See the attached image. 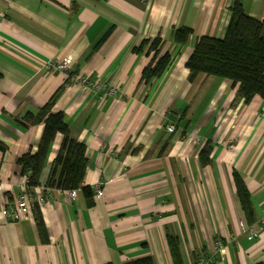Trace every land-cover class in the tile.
Segmentation results:
<instances>
[{
	"label": "crops",
	"instance_id": "0c3cea01",
	"mask_svg": "<svg viewBox=\"0 0 264 264\" xmlns=\"http://www.w3.org/2000/svg\"><path fill=\"white\" fill-rule=\"evenodd\" d=\"M0 0V264H131L152 256L174 264L168 235L180 240L185 264L213 256L212 264H264V98L246 103L239 83L200 73L186 63L203 35L223 37L238 0ZM264 19V0H239ZM190 26L178 47L174 29ZM110 36L90 56L108 28ZM160 35L173 60L149 82L151 60L134 51ZM69 58V72L50 70ZM75 73L99 85L73 81ZM65 84L53 111H63L70 135L86 147L83 185L102 188L93 204L81 190L47 186L63 135L58 133L30 193V210L16 220L3 213L26 185L18 159L35 152L44 122L24 127ZM169 128H173L170 131ZM210 152L205 162L200 155ZM238 172L252 198L249 219L234 179ZM38 202L47 240L32 204ZM257 225L249 237L240 222ZM225 252H217L216 241Z\"/></svg>",
	"mask_w": 264,
	"mask_h": 264
},
{
	"label": "trees",
	"instance_id": "16d2710c",
	"mask_svg": "<svg viewBox=\"0 0 264 264\" xmlns=\"http://www.w3.org/2000/svg\"><path fill=\"white\" fill-rule=\"evenodd\" d=\"M71 7L73 10L78 8L76 0L71 1ZM230 11L231 20L225 35L223 37L201 36L186 66L189 69L191 80H194L198 74L205 73L228 78L232 80L234 85L239 83L238 95L244 98L246 103H249L256 95L264 98V19L261 20L249 15L239 0L232 5ZM112 29L113 27L108 28L97 39L87 56L88 58L110 36ZM173 33L175 43L181 47L188 43L193 34V29L190 26H180L174 29ZM163 43L164 39L158 35L152 40H143L139 46L134 47V51L140 52L149 44L147 55L151 54V60L143 69L142 81L149 82L152 78L161 77L177 53L172 55L170 52H165L159 56ZM1 77L2 74L0 73V80ZM64 88L65 84L58 87L49 100L36 112L29 111L20 117V122L24 127L44 122V130L37 150L22 155L18 159V163L22 174L28 177L27 192L30 195L33 188L40 185V175L50 147L56 135L61 133L63 140L53 161L47 186L61 190L79 189L86 196L89 204L92 205L96 196L95 190L90 185H83L88 166L87 147L83 142L70 135L64 112L53 111L54 104ZM0 149L6 150L2 141H0ZM209 152V148L202 151L200 155L202 162L206 161L205 157ZM234 179L242 208L248 218L251 219L254 207L249 190L238 172L234 173ZM32 207L39 233L44 240H47V230L40 204L35 201ZM168 242L174 264H185L179 238L170 233ZM153 263L154 260L151 255L131 261V264Z\"/></svg>",
	"mask_w": 264,
	"mask_h": 264
},
{
	"label": "built area",
	"instance_id": "2783aa9c",
	"mask_svg": "<svg viewBox=\"0 0 264 264\" xmlns=\"http://www.w3.org/2000/svg\"><path fill=\"white\" fill-rule=\"evenodd\" d=\"M47 68L50 70H56V71H60V72H69L72 68V61L69 58H64L62 60H51L48 61V63L46 64ZM71 79L73 81H77L78 83L81 84H86V85H90V89L94 90L95 88H98L99 85L97 84H93L90 83L88 81V78L81 75V74H77L75 73L73 76H71ZM170 131H173V128H169ZM28 181V177L26 176V182ZM77 190L78 189H73L70 190V193L73 197H76L77 195ZM95 190V194L97 197H101L103 195V191L102 188L99 187H94ZM30 196L27 192V183L24 186V190L20 193L19 198L16 200V205L15 207H12L13 205H9L7 206L5 209H3V213L5 215H7L10 219L12 220H16L17 218H19L22 214H26L29 212L30 210ZM259 227L257 225H252V224H247L245 222V226L243 227L244 232H246V234L249 237L254 236L255 234H257ZM216 250L217 252H219L221 254V252H225V244L218 240L216 242ZM214 257L210 256V255H205L203 257H201L200 259H198L197 264H212L214 261Z\"/></svg>",
	"mask_w": 264,
	"mask_h": 264
},
{
	"label": "rangeland",
	"instance_id": "374dc122",
	"mask_svg": "<svg viewBox=\"0 0 264 264\" xmlns=\"http://www.w3.org/2000/svg\"><path fill=\"white\" fill-rule=\"evenodd\" d=\"M256 18V17H255ZM259 19V18H258ZM261 20H263V19H261ZM240 226L242 227V229H243V227L245 226V222L244 221H241L240 222Z\"/></svg>",
	"mask_w": 264,
	"mask_h": 264
},
{
	"label": "clouds",
	"instance_id": "9594fccd",
	"mask_svg": "<svg viewBox=\"0 0 264 264\" xmlns=\"http://www.w3.org/2000/svg\"><path fill=\"white\" fill-rule=\"evenodd\" d=\"M217 242V241H216ZM223 242V241H222ZM224 243V242H223Z\"/></svg>",
	"mask_w": 264,
	"mask_h": 264
}]
</instances>
